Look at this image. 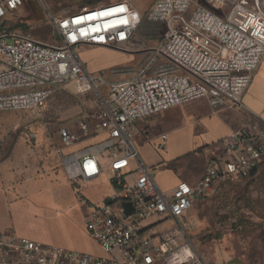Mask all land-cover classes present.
I'll return each instance as SVG.
<instances>
[{
	"label": "built area",
	"instance_id": "2783aa9c",
	"mask_svg": "<svg viewBox=\"0 0 264 264\" xmlns=\"http://www.w3.org/2000/svg\"><path fill=\"white\" fill-rule=\"evenodd\" d=\"M25 1L0 0V111L38 117L64 87L92 94L98 103L93 122L84 117L58 126L54 152L67 179L105 181L112 191L97 202L84 200L85 230L103 255L0 231V264H218L196 252L181 219L221 183L255 173L264 161V126L231 130L219 140L225 157L208 162L194 184L178 181L171 191L159 187L140 159L131 127L198 99L213 110L241 106L264 56V0H208L216 11L199 0H154L145 13L129 0H114L49 15L57 44L8 26ZM144 20L163 25L155 54L165 62L154 57L139 67L108 68L107 77L117 78L110 80L78 56L80 47L138 51L135 33ZM160 138L158 149L166 133ZM86 140L94 141L75 149Z\"/></svg>",
	"mask_w": 264,
	"mask_h": 264
},
{
	"label": "crops",
	"instance_id": "0c3cea01",
	"mask_svg": "<svg viewBox=\"0 0 264 264\" xmlns=\"http://www.w3.org/2000/svg\"><path fill=\"white\" fill-rule=\"evenodd\" d=\"M199 2L208 3V0ZM98 3L77 4L72 10ZM152 3L147 8L133 5L145 13ZM249 124L264 126V56L242 93L241 106L213 110L205 99H198L172 107L153 117L139 119L133 124L131 131L140 159L145 165L152 167V174L159 187L164 191H171L178 181L194 184L201 179L208 162L225 157L219 140L231 130ZM163 133H166L167 139L163 147L158 149L160 135ZM18 143L19 141L16 147ZM51 151V154H44L36 150L34 156L28 155V150L22 152L13 149L9 156L0 160V231L41 240L48 245H61L66 249L87 250L93 254L91 245L97 243L89 237L84 226V200L88 199L78 197L79 200L74 205L62 210L55 209L57 191L61 186L67 185V177L60 167L59 156L54 149ZM241 202L264 206V161L251 176L234 177L221 183L215 196L193 201L192 207L182 219L199 214L206 217L213 230L219 232L222 230L218 228L220 226L216 228V222L221 224L225 217L234 216L235 206ZM222 208H226L225 211L217 213ZM71 209L75 210L78 224L68 233L65 241H56L41 230V225L47 218L67 217L65 214L70 215ZM216 214L220 215L215 216ZM236 221L246 222L240 217H236ZM100 250L102 251L101 248ZM196 252L202 256L197 250Z\"/></svg>",
	"mask_w": 264,
	"mask_h": 264
},
{
	"label": "rangeland",
	"instance_id": "374dc122",
	"mask_svg": "<svg viewBox=\"0 0 264 264\" xmlns=\"http://www.w3.org/2000/svg\"><path fill=\"white\" fill-rule=\"evenodd\" d=\"M108 1L111 2V0H26L19 10L9 16L7 23L19 36L30 35L57 44V34L49 22V15L62 16L73 12L72 7L77 4L94 2L103 4ZM129 1L137 7L147 8L154 0ZM203 4L216 11L210 1L203 2ZM228 8L229 5H225L222 11ZM163 30L161 23L144 20L135 33V38L140 42L138 51L125 53L102 47H80L78 56L93 74L106 77L108 68L139 67L150 62L154 57L156 64L163 63L165 60L155 54ZM107 79L116 80L117 78L107 77ZM97 111L98 103L92 94L76 93L68 87L55 92L47 100L43 113L38 117L25 115L23 111H0V160L9 156L13 149L22 152L28 150V155L34 156L36 150L51 154V149L58 144V126L64 123H74L84 117L93 122L92 117ZM92 142V140L80 142L75 149ZM60 167L64 169L61 162ZM66 184L57 191L56 210L74 205L79 200L78 197H85L96 202L112 191L105 181L83 183L79 180L67 179ZM239 208L242 209L239 211ZM225 209H219L217 213ZM235 211L234 216L225 217L221 224L216 222V228L220 226L218 228L222 230L219 232L213 230L206 217L199 214H192L185 220L181 219V223L194 248L201 253L203 260L207 263L264 264V206L241 202L235 206ZM74 212L75 210L71 209L70 215L65 214L68 218L64 216L47 218L42 223L41 230L56 241H65L68 233L78 224ZM236 217L243 218L246 222H235ZM51 246L63 248L61 245ZM67 249L77 250L76 248ZM91 249L93 254H104L97 244H92ZM79 251L88 252L87 250Z\"/></svg>",
	"mask_w": 264,
	"mask_h": 264
}]
</instances>
